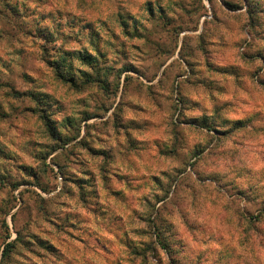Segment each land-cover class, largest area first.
<instances>
[{
    "label": "clouds",
    "instance_id": "1",
    "mask_svg": "<svg viewBox=\"0 0 264 264\" xmlns=\"http://www.w3.org/2000/svg\"><path fill=\"white\" fill-rule=\"evenodd\" d=\"M0 264H264V0H0Z\"/></svg>",
    "mask_w": 264,
    "mask_h": 264
}]
</instances>
